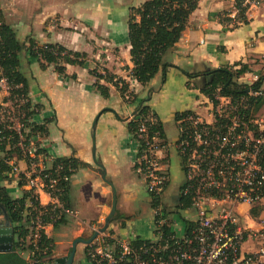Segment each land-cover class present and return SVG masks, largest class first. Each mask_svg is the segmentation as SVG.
<instances>
[{
    "label": "crops",
    "instance_id": "1",
    "mask_svg": "<svg viewBox=\"0 0 264 264\" xmlns=\"http://www.w3.org/2000/svg\"><path fill=\"white\" fill-rule=\"evenodd\" d=\"M0 1L4 19L16 31L20 42H26L32 36L40 44L60 43L88 54L84 66L67 65V75L56 72L54 65L42 69L39 61L26 50L20 54V70L28 79L30 98L34 104L43 107L33 122L42 125L49 121L48 133L33 137L47 152L48 159L40 158V165L51 167L52 160L58 157L75 158L80 163L67 195L75 214L66 217V222L59 227L49 225L46 229L55 245L54 259L67 256L76 238H89L103 227L111 211L113 190L102 179L101 168L94 162L93 135L96 158L104 166L117 193V210L106 233L120 239L151 238L155 228L154 209L146 181L136 169L139 143L130 134L128 122L138 107L148 100L146 104L162 122L166 137V147L159 153L162 166L170 175L164 197L173 181L180 193L186 171L177 148L180 132L176 114L192 111L202 119L211 120L208 116L213 104L201 92L207 81L204 75L207 70L242 61L252 69L239 79L240 83L247 84L254 81L246 80L256 81L263 73L264 3L248 9V24L231 29L222 23L220 14L228 10L234 12L236 0H200L177 46L164 56V61L175 67L168 69L165 80L160 72L148 86H143L130 76L134 66L128 37L130 9L126 15H121L120 21L111 18L112 12L110 15L101 12L103 19L78 30L69 21V9H66L67 16H61L60 23L54 21L58 14L61 15L60 2L55 0ZM145 1L142 0L140 5ZM82 17L87 19L91 15L82 14ZM99 65L125 78L136 99L126 102L112 85H109L110 97L102 96L94 87L96 78L91 73ZM184 71L199 76L190 79ZM8 96V87L1 88L0 106L8 105L9 102H5ZM19 165L24 171L28 169L24 160H20ZM0 187L15 199L23 197L29 190L25 179L10 173L0 177ZM41 198L47 200L46 195ZM183 220L176 216V228L180 231ZM5 222L0 211V225ZM85 250V244H78L73 264H90ZM23 254L28 260L27 254Z\"/></svg>",
    "mask_w": 264,
    "mask_h": 264
},
{
    "label": "built area",
    "instance_id": "2",
    "mask_svg": "<svg viewBox=\"0 0 264 264\" xmlns=\"http://www.w3.org/2000/svg\"><path fill=\"white\" fill-rule=\"evenodd\" d=\"M263 3L245 0L244 5L251 8ZM236 14L237 10L231 11L229 16L236 20ZM0 87H8L4 76ZM132 92L130 88L127 99L134 97ZM214 109V121L196 114L177 121V148L186 156L185 187L180 193L191 196L192 206L177 213L162 205L154 208L155 228L149 239L100 234L86 245L90 264H264V133L257 136L248 116L242 114L247 105L232 104L224 112L218 106ZM157 121L149 115L140 125L136 140L139 145V139L144 140L145 145L137 171L145 179L150 196L161 197L170 175L159 155L166 143L159 131L149 136L148 124ZM39 148L31 141L26 150L33 157L28 169L22 170L20 160L14 157L8 172L25 179L38 202L29 201L30 208L24 214L31 245L25 253L32 264L44 262L54 253L52 243L45 240L47 227L75 214L66 196L78 170L73 159L56 165L53 159L51 167L41 166L40 158L47 160L48 156L38 155ZM42 195L47 196L46 201ZM191 210L195 212L183 217V228L178 230L176 216Z\"/></svg>",
    "mask_w": 264,
    "mask_h": 264
},
{
    "label": "trees",
    "instance_id": "3",
    "mask_svg": "<svg viewBox=\"0 0 264 264\" xmlns=\"http://www.w3.org/2000/svg\"><path fill=\"white\" fill-rule=\"evenodd\" d=\"M199 2L200 0H147L138 7L130 8L128 37L131 60L134 65L130 70L131 78L137 80L143 86H148L160 72L163 75V80L167 78L168 69L175 66L172 63L165 62L164 56L171 48L176 47L175 44L180 41L187 28L189 18L198 8ZM244 2L245 0L235 1L236 20L229 16L231 10L220 14V20L225 26L232 29L250 22L247 16L249 6L244 5ZM23 50L29 52L33 58H36L42 69H46L49 65H54L56 72L61 75H67V65L84 66L88 58L87 53L74 51L60 43L40 44L32 36L28 37L26 42H20L16 31L4 19L0 1V66L2 68L0 78L4 76L9 87V96L5 98V102H14L15 100L24 102L20 103V105L14 103L21 112L19 121L22 126L20 129L15 127L14 122L2 119L1 110L3 106H0V177H4L10 171L9 161L14 157L30 164L33 157L26 150L31 145L33 137L38 133L42 135L48 133L47 124L49 121L42 125L33 122L34 116L43 107L32 102L28 79L20 70V54ZM127 69L129 70V68ZM250 72H252L250 66L242 61L207 70L204 74L207 77V81L201 92L209 98L215 108L220 104V98L229 99L233 105H247L249 106L248 109L242 110V114L247 115L250 113L251 106H260L264 102V96L259 95L264 87V72L252 84L239 82L243 75ZM91 73L96 78L94 87L102 96L110 97L109 85H112L117 88L126 102H133L136 99V95L133 92L131 94L134 97L131 100L126 98V94L130 90V83L125 78L110 71L107 67L99 65ZM184 73L190 79L199 76L197 73L192 74L185 71ZM146 101L148 100H145L138 107L134 117L128 122L129 132L138 140L142 121L147 116L152 115L158 121L154 124H148L149 136L152 137L155 131H159L160 137L166 143L163 124L151 107L146 104ZM192 114L195 115L192 111L177 113L176 120L179 121L183 117ZM28 129L30 131H27ZM254 130L256 135L259 136V129L256 127ZM139 141L141 144L139 145L138 157L142 155V148L145 145L144 140L139 139ZM42 153L47 155L44 149L39 148L37 154ZM179 153L184 166L186 156L180 151ZM69 159H73L77 168H79L80 163L75 158L58 157L54 159L53 165L66 162ZM137 167L138 165L136 164V169ZM184 187L185 185L181 187V191ZM66 199L68 201L67 196ZM29 201L34 204L38 203L29 190L24 193L23 197L15 199L8 194L5 188L0 187V204L6 208L15 232L14 249L10 252L0 253V264H32L23 254L31 248L29 244V223L24 222V214L29 206ZM151 205L153 209L162 205V197L151 196ZM191 206V196L179 193L177 208L187 209ZM65 219L64 217L54 223V228L64 224L66 222ZM45 240L48 244L52 243L53 249H55L52 238L46 235ZM85 252L87 256L88 247H86ZM48 258L46 260L50 262L54 260L53 252L50 253ZM41 263L42 261L39 264Z\"/></svg>",
    "mask_w": 264,
    "mask_h": 264
},
{
    "label": "rangeland",
    "instance_id": "4",
    "mask_svg": "<svg viewBox=\"0 0 264 264\" xmlns=\"http://www.w3.org/2000/svg\"><path fill=\"white\" fill-rule=\"evenodd\" d=\"M142 0H55V2H60V13L58 16L54 19L55 22L60 23L61 16H67L68 11L66 9H69V17L70 22L72 26H76V29H80L81 26L85 25L86 27H89V25H93L94 22L96 24L97 21L103 19L101 18V12H112L111 18L115 21H120V17L122 14H125L129 12L130 6L132 5H140ZM82 14H86L87 16L90 14V18H83ZM84 27V26H83ZM117 52V51H116ZM264 72V70L262 71ZM255 81L252 78L246 80V81ZM252 84V83H251ZM259 95L264 96V87L262 90V93H259ZM14 103H24L22 100H15L14 102H9L8 105H4L3 109L1 110L2 113V119L4 121H11L15 123V127L18 129L21 128L22 124L19 121V118L21 117V112L18 110L17 106L14 105ZM230 103L229 99L220 98V104L218 105V109H221L220 112H224L225 110L229 109ZM249 107V106H248ZM233 109V108H231ZM214 106L210 110L211 115L209 114L208 117H210L211 120L214 121ZM213 114V116H212ZM248 117L246 119L250 120V123L254 126V129L257 127L259 129L260 135L264 132V102L261 103L260 106H251L250 113L247 114ZM248 125V124H247ZM249 128L253 129L252 126H249ZM28 131H30L28 129ZM264 136V135H263ZM32 141H35L32 139ZM36 143V141H35ZM166 191V190H165ZM165 192L162 194V199L164 197ZM171 196V197H170ZM179 198V191L177 187V183L173 181L172 185L169 188V193L164 197L162 206L172 210L173 212L178 211L177 208V200ZM195 210H191V213L189 211H183L182 214H180L179 219L181 221V217L193 214ZM151 214V209L149 207L148 215Z\"/></svg>",
    "mask_w": 264,
    "mask_h": 264
},
{
    "label": "water",
    "instance_id": "5",
    "mask_svg": "<svg viewBox=\"0 0 264 264\" xmlns=\"http://www.w3.org/2000/svg\"><path fill=\"white\" fill-rule=\"evenodd\" d=\"M133 115H135V113ZM96 124H97V119L94 121V125H93L94 129L96 128ZM93 158L95 164L101 168L102 179L108 185H110L113 190V198H112L113 203H112L111 211L107 216V218L105 219V223L103 227H101L98 231H96L91 237L89 238L79 237L73 241L71 250L67 256L56 257L52 262H42L41 264H73L77 252L78 244L82 243L88 245L91 242H93L100 234L105 233L108 230V227L115 216L117 210L116 188L114 184L107 178V173L104 166L96 158V145H95L94 135H93ZM0 211L4 214L6 218V222L3 225H0V253H5V252L13 251L14 249L15 232H14L13 223L11 222L8 216V212L2 204H0Z\"/></svg>",
    "mask_w": 264,
    "mask_h": 264
}]
</instances>
